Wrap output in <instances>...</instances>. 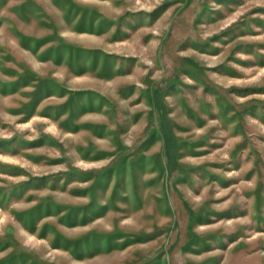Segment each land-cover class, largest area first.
<instances>
[{"label":"rangeland","instance_id":"1","mask_svg":"<svg viewBox=\"0 0 264 264\" xmlns=\"http://www.w3.org/2000/svg\"><path fill=\"white\" fill-rule=\"evenodd\" d=\"M0 264H264V0H0Z\"/></svg>","mask_w":264,"mask_h":264}]
</instances>
